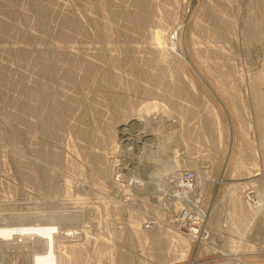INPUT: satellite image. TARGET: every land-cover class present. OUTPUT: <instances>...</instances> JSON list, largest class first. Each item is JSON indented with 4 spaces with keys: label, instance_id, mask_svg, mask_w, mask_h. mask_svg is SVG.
Returning a JSON list of instances; mask_svg holds the SVG:
<instances>
[{
    "label": "rangeland",
    "instance_id": "obj_1",
    "mask_svg": "<svg viewBox=\"0 0 264 264\" xmlns=\"http://www.w3.org/2000/svg\"><path fill=\"white\" fill-rule=\"evenodd\" d=\"M262 177L264 0H0V264H264Z\"/></svg>",
    "mask_w": 264,
    "mask_h": 264
},
{
    "label": "built area",
    "instance_id": "obj_2",
    "mask_svg": "<svg viewBox=\"0 0 264 264\" xmlns=\"http://www.w3.org/2000/svg\"><path fill=\"white\" fill-rule=\"evenodd\" d=\"M180 172V173H179ZM167 188L172 189V194L168 195L166 198V206L173 205V201L177 200V205L185 204V209H175L174 211V220L172 223L175 225V228L178 230H188L187 236L188 239L193 241H201L206 242L211 239L210 231L208 227H206L205 216L201 211L199 205L193 201L192 194L196 187L197 175L193 170L187 171H175L167 176ZM119 181V176H117L114 180L117 185ZM129 190H142L143 183L136 180H131L128 183ZM143 192H140L142 194ZM164 194V192H163ZM162 195V194H161ZM163 196V195H162ZM255 197V196H254ZM256 199V197H255ZM250 200V199H249ZM252 200H250L251 202ZM194 202L195 204H193ZM252 205H255L252 201ZM198 205V206H197ZM176 207V206H175ZM166 210V208L164 207ZM169 213L173 211V209H167ZM156 224L155 220H149L143 224L145 229H152ZM17 231V230H16ZM18 232V231H17Z\"/></svg>",
    "mask_w": 264,
    "mask_h": 264
},
{
    "label": "bare ground",
    "instance_id": "obj_3",
    "mask_svg": "<svg viewBox=\"0 0 264 264\" xmlns=\"http://www.w3.org/2000/svg\"><path fill=\"white\" fill-rule=\"evenodd\" d=\"M259 101V100H258ZM260 103V102H259ZM199 119V118H198ZM204 129V128H203ZM212 129V128H211ZM130 130V129H129ZM143 167V166H142ZM150 167V166H149ZM146 170H148V169H146ZM145 170V168H144V171H146ZM140 172V171H139ZM143 172V171H142ZM146 172H148V171H146ZM144 173V172H143ZM255 175V174H254ZM168 176V175H167ZM262 182H263V184H264V179H263V177H262ZM261 182V183H262ZM233 201V200H232ZM233 203V202H232ZM235 203V202H234ZM234 206V205H233ZM234 208V207H233ZM237 210H239V209H237ZM236 210V211H237ZM251 210V209H250ZM249 210V211H250ZM255 210H256V208H255ZM233 212V211H232ZM231 212V213H232ZM241 212V211H240ZM257 212V211H256ZM256 212H254V210H253V212L252 213H256ZM249 213V212H248ZM251 213V212H250ZM234 214V213H233ZM236 215H237V213H236ZM238 215H240V214H238ZM243 216V215H242ZM242 216H241V218H242ZM246 219V218H245ZM244 219V217H243V219L242 220H245ZM247 225V224H246ZM13 236V233H12V231L10 230V229H8V228H6V227H0V244H6L7 242H8V240L10 239V237H12ZM152 241H151V243H152V245L154 246V247H156L155 249H156V251L159 249V245H161V243L164 241V242H166V240H164L165 239V237H162L161 238V240L159 239V237H157L155 234H152ZM163 240V241H162ZM177 241V240H176ZM174 242V241H173ZM186 242V241H185ZM168 243H169V241H168ZM165 244V243H164ZM157 247H158V249H157ZM164 247V246H163ZM161 248V249H164V248ZM157 252H159V251H157Z\"/></svg>",
    "mask_w": 264,
    "mask_h": 264
}]
</instances>
